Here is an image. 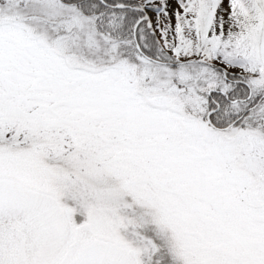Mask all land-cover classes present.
Instances as JSON below:
<instances>
[{"label":"snow or ice","instance_id":"snow-or-ice-1","mask_svg":"<svg viewBox=\"0 0 264 264\" xmlns=\"http://www.w3.org/2000/svg\"><path fill=\"white\" fill-rule=\"evenodd\" d=\"M0 264H264V0H0Z\"/></svg>","mask_w":264,"mask_h":264},{"label":"rangeland","instance_id":"rangeland-1","mask_svg":"<svg viewBox=\"0 0 264 264\" xmlns=\"http://www.w3.org/2000/svg\"><path fill=\"white\" fill-rule=\"evenodd\" d=\"M225 4H227V0H225ZM150 15H154V14H150ZM174 22V21H173Z\"/></svg>","mask_w":264,"mask_h":264}]
</instances>
